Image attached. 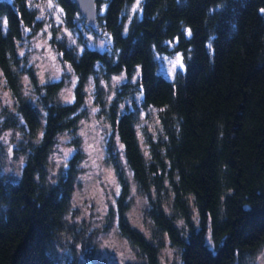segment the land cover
<instances>
[{
	"label": "trees",
	"instance_id": "trees-1",
	"mask_svg": "<svg viewBox=\"0 0 264 264\" xmlns=\"http://www.w3.org/2000/svg\"><path fill=\"white\" fill-rule=\"evenodd\" d=\"M55 2L65 27L84 20L72 0ZM95 2L94 28L101 26L111 37V51L78 50L60 35L61 25L51 23L50 42L77 83L74 102L63 103L56 99L61 79L39 84L32 76L45 108L42 122L21 93L18 67L25 29L36 32L43 20L28 0H0V78L14 105L3 123L18 130L27 149L16 181L0 174V264H60L50 247L64 227L78 153L55 183L45 181L43 168L55 137L73 131L83 114V87L92 74L93 103L113 130L108 149L115 158L114 142L124 146V158L148 198L149 218L179 247L181 264H245L246 255L264 250V0H141L136 12V0ZM169 41L178 42L169 47ZM156 53L182 54L185 69L165 77L157 71ZM137 68L140 76L133 82ZM118 73L126 80L108 99L98 77ZM141 87L139 104L156 107L160 124L145 143L135 129L139 105L133 93ZM117 169L123 182L119 228L144 258L134 264H160L162 243L125 220L127 186L122 167Z\"/></svg>",
	"mask_w": 264,
	"mask_h": 264
},
{
	"label": "rangeland",
	"instance_id": "rangeland-1",
	"mask_svg": "<svg viewBox=\"0 0 264 264\" xmlns=\"http://www.w3.org/2000/svg\"><path fill=\"white\" fill-rule=\"evenodd\" d=\"M28 1L37 9L38 17L43 20V25L36 32L25 31L19 42V81L22 95L40 111L43 122L45 108L35 92L32 76L36 77L39 84H42V80L45 83L61 79L62 85L57 91L56 99L63 103L75 97V87L72 86V82L76 80L77 83V76L68 71L66 63L61 60L59 52L50 42L51 23L60 24V35L78 50L85 46L108 50L111 49V40L109 42V35L101 26L97 28L86 26L81 14L84 20L79 18L73 28L65 27L63 11L55 0H52L51 9L48 7L49 0ZM157 54L173 59L176 53H156L155 55ZM168 68L169 64L166 61H158L157 71L165 77L172 78L168 75ZM121 75L124 77L123 80L117 82L113 79ZM133 77L136 75L131 77L132 81ZM124 80L126 77L123 73L111 74L106 80L98 77V83L108 99L114 96L115 90ZM94 85L95 77L92 74L84 83L86 99L80 106L83 114L78 118L75 129L71 132L59 133L48 148L43 168V176L47 183H55L58 176L64 172L65 164L68 165L69 159L78 153L69 206L63 215L64 227L55 233L51 241L50 255L60 264L143 262L144 258L138 247L119 228L118 198L122 193L123 182L117 168L122 167V175L127 186L122 198L125 203L122 210L125 220L154 242L162 243L157 248L160 264H181L179 247L171 243L149 218L148 198L138 187L123 151L121 152L120 143L114 142L113 147L117 160L108 149L113 130L98 111L93 112L94 108L98 109L93 103ZM133 96L139 105L136 133L140 141L145 143L149 132L155 134L160 130L158 109L153 106H141L137 100L140 92L135 91ZM125 101L128 99L126 98ZM13 111L12 95L0 78V174L11 181H16L25 165L27 149L24 151L26 140L18 130L3 123L5 117ZM10 148L11 154H9ZM69 150L73 151L65 159V153ZM117 185L120 189L118 196L116 195ZM167 202L165 199L164 204L167 205ZM243 261L245 264H264V250L259 249L246 255Z\"/></svg>",
	"mask_w": 264,
	"mask_h": 264
},
{
	"label": "snow or ice",
	"instance_id": "snow-or-ice-1",
	"mask_svg": "<svg viewBox=\"0 0 264 264\" xmlns=\"http://www.w3.org/2000/svg\"><path fill=\"white\" fill-rule=\"evenodd\" d=\"M140 2H141V0H136V4L133 6V9H132L133 12H136L139 9ZM48 7L50 9L53 7L52 0H49ZM261 12L264 13V9H261ZM37 19H40V18L38 17ZM129 19L131 20V17H129ZM5 25H6V21H5ZM25 31H28V30L25 29ZM45 31H47V29H45ZM124 31H125V34H127V31H128L127 27H125ZM185 34L187 36L191 37V34H192L191 33V30L190 29H185ZM108 40L110 42L111 37H108ZM177 42L178 41H169V42H166V44L169 47H174ZM210 47H211V45H209V48ZM108 51H111V49L109 48ZM21 55H23V53H21ZM156 59L158 61H166L169 64L168 75L171 76V77H173V78L178 73L182 72L185 69V65L183 63V56L180 53H176L175 54V57L173 59H169V57H167V56L161 57L159 54H157ZM68 71H71V66L70 65L68 66ZM139 76H140V70H139V68H137L136 77H133V82H135L139 78ZM113 79H115L117 82H119L120 80H123L124 77H123V75H121L120 77H114ZM41 83H44V81L42 80ZM72 86L73 87L76 86V80H73ZM143 95H144V92H143V88L141 87L140 88V96L137 98V100L139 101L140 99H142L143 98ZM74 100H75V97H72V99H68L66 102L67 103H73ZM96 111H98V109H95L94 108L93 109V112H96ZM21 123H23V120H21ZM40 135L42 137L43 136V132H41ZM5 139H6V137H5ZM123 148H124V146L121 144L120 145L121 152L123 151ZM72 151L73 150H69V152L65 153V159H67V157L70 155V153ZM9 154H11V148L9 149ZM65 167H67V164H65ZM119 193H120V189H119V186L117 185V187H116V195L118 196ZM208 243L210 245L212 243L211 229L209 230Z\"/></svg>",
	"mask_w": 264,
	"mask_h": 264
},
{
	"label": "water",
	"instance_id": "water-1",
	"mask_svg": "<svg viewBox=\"0 0 264 264\" xmlns=\"http://www.w3.org/2000/svg\"><path fill=\"white\" fill-rule=\"evenodd\" d=\"M72 1L77 5L81 15L84 17L85 25L90 27H95L97 14H98L95 0H72Z\"/></svg>",
	"mask_w": 264,
	"mask_h": 264
}]
</instances>
